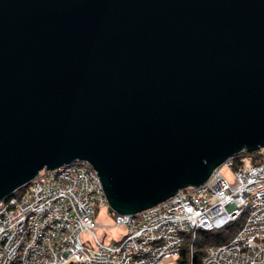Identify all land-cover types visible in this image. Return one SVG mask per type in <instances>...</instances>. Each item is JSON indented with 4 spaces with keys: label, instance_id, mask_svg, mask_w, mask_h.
Listing matches in <instances>:
<instances>
[{
    "label": "water",
    "instance_id": "water-1",
    "mask_svg": "<svg viewBox=\"0 0 264 264\" xmlns=\"http://www.w3.org/2000/svg\"><path fill=\"white\" fill-rule=\"evenodd\" d=\"M264 148V0H0V198L96 172L133 214Z\"/></svg>",
    "mask_w": 264,
    "mask_h": 264
},
{
    "label": "built area",
    "instance_id": "built-area-1",
    "mask_svg": "<svg viewBox=\"0 0 264 264\" xmlns=\"http://www.w3.org/2000/svg\"><path fill=\"white\" fill-rule=\"evenodd\" d=\"M236 154L197 185L133 214L116 213L111 221L123 229L114 240L95 231L94 212L107 205L86 161L41 168L0 198V264H161L177 255L185 237L239 218L227 240L205 244L199 264H264V159L240 157L234 165ZM221 166L232 168L233 184Z\"/></svg>",
    "mask_w": 264,
    "mask_h": 264
},
{
    "label": "trees",
    "instance_id": "trees-1",
    "mask_svg": "<svg viewBox=\"0 0 264 264\" xmlns=\"http://www.w3.org/2000/svg\"><path fill=\"white\" fill-rule=\"evenodd\" d=\"M240 157H247L250 162L255 163L262 159H264V148H257L252 151H245L234 155L232 158L234 159V165L238 163ZM22 187L17 188L14 191H18ZM110 217H113L114 213L109 214ZM237 223L234 221L225 222L218 229H207V230H197L193 236V238L185 237L183 239L181 248L179 249L176 261L179 264H199V257L203 252V248L206 243L209 242H221L225 241L229 234L225 233L223 229L229 228L231 225ZM190 249V254H189ZM65 264H73L72 261H68Z\"/></svg>",
    "mask_w": 264,
    "mask_h": 264
},
{
    "label": "crops",
    "instance_id": "crops-1",
    "mask_svg": "<svg viewBox=\"0 0 264 264\" xmlns=\"http://www.w3.org/2000/svg\"><path fill=\"white\" fill-rule=\"evenodd\" d=\"M108 218L109 222H104V218ZM94 219L96 222L95 231L98 236L106 240H114L120 237L122 233L121 225H115L111 221V217L106 208H98L94 212ZM161 264H179L176 261V256L167 255L162 259Z\"/></svg>",
    "mask_w": 264,
    "mask_h": 264
},
{
    "label": "rangeland",
    "instance_id": "rangeland-1",
    "mask_svg": "<svg viewBox=\"0 0 264 264\" xmlns=\"http://www.w3.org/2000/svg\"><path fill=\"white\" fill-rule=\"evenodd\" d=\"M220 172H221V174L227 179V181L230 183V184H233V170H232V168L231 167H229V166H221L220 167ZM116 213H114V215H115ZM113 215V216H114ZM103 221L104 222H109V219L108 218H104L103 219ZM237 221V223H235V224H233V225H231L229 228H226V229H223L224 231H225V233H227V234H229V236L227 237V239L231 236V234L237 229V227H238V225L241 223V219L239 218V219H237L236 220ZM113 223V222H112ZM113 224H115V223H113ZM115 225H119V224H115ZM121 228L123 229V226H121ZM226 239V240H227ZM204 249V248H203ZM177 256V255H176Z\"/></svg>",
    "mask_w": 264,
    "mask_h": 264
},
{
    "label": "bare ground",
    "instance_id": "bare-ground-1",
    "mask_svg": "<svg viewBox=\"0 0 264 264\" xmlns=\"http://www.w3.org/2000/svg\"><path fill=\"white\" fill-rule=\"evenodd\" d=\"M185 236H186V235H185ZM185 236H184V237H185ZM182 242H183V240H182ZM181 245H182V243H181ZM180 248H181V247H180Z\"/></svg>",
    "mask_w": 264,
    "mask_h": 264
}]
</instances>
